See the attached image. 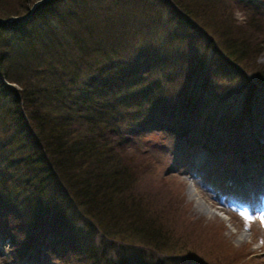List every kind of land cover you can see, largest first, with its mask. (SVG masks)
I'll use <instances>...</instances> for the list:
<instances>
[{"label":"trees","instance_id":"1","mask_svg":"<svg viewBox=\"0 0 264 264\" xmlns=\"http://www.w3.org/2000/svg\"><path fill=\"white\" fill-rule=\"evenodd\" d=\"M30 1L35 0H19V7L12 11L5 4L7 0H0V112L11 123L9 135L0 142V238H7L4 242L10 247L6 253L7 263L38 264L43 247L54 245L52 233L57 235L56 225L51 227V234L42 233L37 225L39 217L34 221L29 217L24 220L30 207L26 203L29 192L18 189L17 182L32 185V180L43 186L52 182L60 191L42 194L41 199H47V203L40 208V215L55 209L57 202L74 203L85 220L91 221L103 236V244L86 253L90 264L200 262L195 257L189 259L188 255H180L181 248L174 250L170 249V244H165L164 233L153 224L146 210L144 195L138 194L134 186L137 176L126 146L133 147L132 142L141 132L155 126L150 130L163 131L175 142L188 137L187 145L223 152L230 165L236 158L243 162L257 153L258 156L263 154L264 144L258 139V131L251 128L247 132L244 124L247 125L258 108L264 107V64L259 63L260 67L250 72L241 67L253 54L261 53L256 45L263 16L255 4L259 1L246 6L252 21L248 27L242 24L247 27V34L240 32L243 28H238V33L222 28L208 32L191 15L194 0H162L180 16L187 15L185 21H176L171 26L177 39L193 43L196 34L198 39L207 38L201 61L207 62L208 71L213 68L212 75L216 76L215 67L233 64L235 71L241 68L235 74L245 82V87L239 90L242 99L238 120L216 121L219 114L211 110L208 112L210 123L201 128L203 132L196 130L197 133L187 134V137L178 126L186 127L182 123L188 124L190 117H197L198 111L193 107L205 105L203 95L196 99L193 107L183 103L166 106L168 98L160 99L154 94L156 86L146 85L148 80L143 75L150 66H137L134 71L123 70L126 75H117V66L113 63L114 58L123 59L134 52L126 41L141 47L138 41L144 44L152 35L162 38L164 31L156 34L157 26L146 24L147 32L139 39L133 31V34L127 32L126 39L121 40L117 36L123 34L122 27L114 28L104 20L111 13L95 18L91 13L90 17L84 19L82 15L81 19L74 10L65 13L60 1L45 0L35 5L29 16H23L31 10ZM12 16L17 17L9 19ZM66 16H70L69 21ZM55 18L63 27L59 28L60 21ZM172 37L170 35V39ZM207 51L211 53L209 60L203 58L208 55ZM145 54L142 49L139 57L144 59ZM169 60L166 65H170L172 60ZM159 62L166 63L160 57L149 64ZM209 75L199 82V91L204 92V88L209 87ZM226 76L224 69L219 77ZM8 100L11 103L7 104ZM257 113L261 114L258 120L263 126L264 113ZM128 120L133 126L123 131L122 126ZM138 148L135 151L139 152ZM261 163L263 167V161ZM15 188L18 189L16 196ZM27 226H33L35 231ZM118 249L123 251L120 253Z\"/></svg>","mask_w":264,"mask_h":264},{"label":"rangeland","instance_id":"2","mask_svg":"<svg viewBox=\"0 0 264 264\" xmlns=\"http://www.w3.org/2000/svg\"><path fill=\"white\" fill-rule=\"evenodd\" d=\"M57 1H60L65 13L66 10H74L77 17L81 15V19L82 15L86 19L91 16V13L94 14V18L111 13L104 20L108 25L113 24L114 28L122 27V32L125 35L117 36L121 40L126 39L128 33L133 34V31L137 32V39H139L144 32H147L146 24L157 26L159 30L155 32L156 34H159L161 30L166 33L162 38L152 35L144 44L138 41V44L142 45L141 47L132 41H126L134 52L126 54L123 59L114 58L113 61L116 62L113 63L117 66V75H126L123 70L134 71L137 66H150L151 69L145 70L143 75L148 80L146 85L154 84L156 86L154 94L163 100L168 98L166 106L183 103L193 107L197 104L196 99L203 95L205 105L200 108L193 107L198 111L197 117H190L187 121L188 124L182 123L186 127L178 126L180 132H183L186 137L187 134L197 133L196 130L200 133L203 132L201 128L204 129L210 123L208 112L211 110L219 114V119H215L216 121L239 119L237 117L238 108L242 99L239 90L245 87V82L236 74L241 68L238 67L239 70L235 71L233 64H230L231 66L228 64L230 68L228 66L215 67L216 76L212 75L213 68L208 71L207 62L203 64L201 61L207 38L198 39L196 36L198 34H196V41L193 43L180 37L177 39L174 27H171L175 25L176 21H185L187 15L180 16L178 12L171 10V6L167 7L163 4L162 0ZM194 1L200 6L191 1L193 4L191 5L193 11H191V15L196 17L208 32L211 30L217 32L222 28L226 31L233 30L234 33L237 30L238 33V28H243L240 32H247V34V27L251 25L252 21H250V13L246 6L251 2L259 1L255 4L260 7L263 16L260 18L261 32L256 45L261 53L257 56L253 54L250 61L241 63V67L246 72L254 71L260 67L262 63L259 64L258 58L264 55V0H247L249 3L245 0ZM34 2L28 6H34ZM5 4L8 5V10L14 11L19 7V0H7ZM33 8L23 16H29ZM236 11L244 14L246 18L244 22L236 21L234 17ZM55 20L60 21L57 18ZM69 20L70 16H66V21ZM102 24H105L104 21ZM61 27L63 24L60 21L59 28ZM170 35H173L172 39H170ZM142 49L146 51L144 59L139 57ZM210 50L212 49L210 48ZM207 52L208 55L205 54L203 58L209 60L211 53ZM160 57L163 62H166L165 64H160V62L158 65L149 64ZM168 59L172 60L169 62L170 65H166ZM224 69L227 76L220 78L219 75L224 72ZM210 71L211 73H209ZM208 74H210L209 81H207L209 87L204 88V92H201L198 84L205 81ZM5 82L8 81L5 80ZM9 103L11 100H8L7 104ZM258 109L263 115L264 107ZM232 112H235L233 116L230 115ZM257 112L249 117L250 119L248 118L250 121L246 126L244 124V127L247 132L252 130L251 128L258 131V139L264 144V125L259 123L258 119L261 114L259 115ZM181 121L182 119L179 122ZM179 122L177 121V123ZM237 123L241 124L239 121ZM252 125L253 127H251ZM131 126L133 125L128 120L126 124H123L122 130H129ZM151 127L155 126H149L148 130L139 134V138L132 142L133 147L127 145L126 152L135 170V176H137L134 182L136 191L138 194L142 192L144 195L146 210L151 216L153 224L159 228L160 232L164 233L162 237L167 240L165 244H170V249L181 248L180 255H188L189 259H194V257L200 259V262L196 261L197 263L193 264H264V231L257 222H253L249 227L246 219L240 220L235 213L228 210L219 201L220 190L225 191L233 187L238 189L242 180H245V183L251 188L250 183L253 180L264 179V167L261 169V161L264 164V151L260 156L257 153L253 159L244 162H239L240 159L236 158L233 161L234 164L230 165L224 161H228V158L224 159L223 154L198 147L190 152L191 155H199H194L190 159L182 151L188 137L175 142L171 140L169 134L163 131H151ZM10 129L9 118L0 112V142L9 135ZM137 148L139 152L135 151ZM32 181V185L25 184L24 186L23 182H17L18 189L24 188L29 192L26 203L30 207L24 220L29 217L34 221L35 217H39L37 225L41 227L42 233L47 231L51 234L54 225H56L57 232V235L52 233L55 238L54 241L52 240L53 247L49 246L50 248L47 249L43 247L41 253L43 263L41 262V264H90L89 261L87 262L86 253L93 247L101 246L104 241L103 236L91 221L85 220L86 217L74 203L57 202L55 209H51L45 215H40V208L47 203V199H41L42 194L50 190L56 193L60 191L52 182L43 186L35 180ZM18 189L15 188L17 190L15 196L18 194ZM58 207L60 208L57 209ZM20 219H23L22 215ZM58 224H62V227H57ZM28 227L31 231H35L33 226ZM34 227L37 228V226ZM6 239L0 238V264H10V262L7 263L6 253L10 247L8 243L4 242ZM106 245L110 247L108 243ZM109 250H112L111 247ZM122 251L118 249V252Z\"/></svg>","mask_w":264,"mask_h":264},{"label":"clouds","instance_id":"3","mask_svg":"<svg viewBox=\"0 0 264 264\" xmlns=\"http://www.w3.org/2000/svg\"><path fill=\"white\" fill-rule=\"evenodd\" d=\"M234 17H235V19H236V21L238 23H242L246 19L244 14L242 12H240V11H236L234 13ZM258 62L259 63H264V55H262L261 57L258 58Z\"/></svg>","mask_w":264,"mask_h":264},{"label":"water","instance_id":"4","mask_svg":"<svg viewBox=\"0 0 264 264\" xmlns=\"http://www.w3.org/2000/svg\"><path fill=\"white\" fill-rule=\"evenodd\" d=\"M43 1H45V0H37V1L34 2L33 5L35 6V5H37L38 3L43 2ZM34 6H32L31 9H32ZM14 17H15V16H12V17H10L9 19H13ZM1 20H3V18H2Z\"/></svg>","mask_w":264,"mask_h":264}]
</instances>
